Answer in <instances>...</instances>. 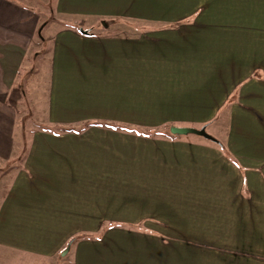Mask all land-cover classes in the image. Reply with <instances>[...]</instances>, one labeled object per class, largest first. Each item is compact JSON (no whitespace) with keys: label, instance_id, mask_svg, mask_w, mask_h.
Listing matches in <instances>:
<instances>
[{"label":"crops","instance_id":"1","mask_svg":"<svg viewBox=\"0 0 264 264\" xmlns=\"http://www.w3.org/2000/svg\"><path fill=\"white\" fill-rule=\"evenodd\" d=\"M42 42L28 129L12 98ZM90 122L138 133L42 129ZM204 125L223 149L170 133ZM15 257L264 264V0H0V264Z\"/></svg>","mask_w":264,"mask_h":264},{"label":"rangeland","instance_id":"2","mask_svg":"<svg viewBox=\"0 0 264 264\" xmlns=\"http://www.w3.org/2000/svg\"><path fill=\"white\" fill-rule=\"evenodd\" d=\"M57 17L55 14L49 15L48 19L45 21H52ZM43 44V42L41 43ZM43 48L40 50V54L32 57L29 60L28 66L23 68L20 76V88L25 95L23 97L18 96L15 92V95L12 98V101L17 107L18 115L27 114V119H19L23 122L24 125L31 129V120L34 123L39 124L41 122L39 119L35 118L34 115H43L45 114L46 102H47V92H48V69L50 67L49 56H44L47 52L49 53L52 50V46L49 43H44ZM35 108V111L33 109ZM19 116V117H20ZM25 127V129H26ZM177 127V126H176ZM179 128H193L192 127H179ZM197 129V128H193ZM185 137L195 140H203L202 137L196 135H186ZM47 262V261H45ZM29 259H24L22 257H15L13 260H9L7 264H30ZM48 264V263H46Z\"/></svg>","mask_w":264,"mask_h":264},{"label":"trees","instance_id":"3","mask_svg":"<svg viewBox=\"0 0 264 264\" xmlns=\"http://www.w3.org/2000/svg\"><path fill=\"white\" fill-rule=\"evenodd\" d=\"M83 33L89 34L90 32L86 31ZM90 127H101V128L111 129V130H115V131H121V132H125V133H138V130L136 128H129L127 126H114V125L106 124L103 122L102 123H100V122L86 123L82 127L78 128L76 130L74 128H66V127H56V128L44 127L42 129L50 131V132H54V133H82L83 131H85L86 129H88ZM204 127H206V125H204ZM156 134H158V133H155V135ZM213 143H215L217 146H219L221 149H223L222 143H220L218 140L214 139ZM81 238H82V236H80V235L73 236L72 238L69 239L67 246L71 247L76 242H78Z\"/></svg>","mask_w":264,"mask_h":264},{"label":"water","instance_id":"4","mask_svg":"<svg viewBox=\"0 0 264 264\" xmlns=\"http://www.w3.org/2000/svg\"><path fill=\"white\" fill-rule=\"evenodd\" d=\"M81 32H84V31H81ZM170 133L172 135H178V136H184V135L191 134V135L201 136L210 141L214 140V138L211 137L207 133V131L205 130V127H202L200 129L172 127L170 128ZM67 252H68V248L61 253V256H64Z\"/></svg>","mask_w":264,"mask_h":264}]
</instances>
